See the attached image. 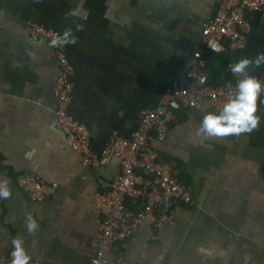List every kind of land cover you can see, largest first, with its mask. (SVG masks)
Here are the masks:
<instances>
[{
	"label": "crops",
	"instance_id": "1",
	"mask_svg": "<svg viewBox=\"0 0 264 264\" xmlns=\"http://www.w3.org/2000/svg\"><path fill=\"white\" fill-rule=\"evenodd\" d=\"M219 0H0V180L11 195L0 199V264H10L20 237L39 264H87L101 222L92 199L119 173L117 160L100 168L82 163L56 128L53 89L57 58L30 37L29 24L60 34L75 68L72 116L101 152L112 132L128 137L143 110L156 106L190 68L202 26ZM234 61L264 53V11L251 20L247 46ZM264 81V64L248 70ZM259 127L251 133L199 134L206 112L181 110L162 142L159 159L174 160L192 204L176 208V223L161 228L148 216L126 242L107 253L109 264H264V93ZM34 174L58 185L42 202L30 199L15 178ZM178 176V177H179ZM28 214L38 228L29 233Z\"/></svg>",
	"mask_w": 264,
	"mask_h": 264
},
{
	"label": "built area",
	"instance_id": "2",
	"mask_svg": "<svg viewBox=\"0 0 264 264\" xmlns=\"http://www.w3.org/2000/svg\"><path fill=\"white\" fill-rule=\"evenodd\" d=\"M263 11L264 0H219L214 16L202 26L200 48L194 52L190 68L172 83L156 106L141 112L136 128L128 137L112 132L99 153L92 150L89 128L70 112L75 68L68 58L66 46H49L51 40L61 34L35 22L29 24L31 39L43 40L58 61L60 74L53 95L57 102L56 128L65 143L79 154L83 164L91 168L103 167L112 159L117 160L120 167L118 175L92 199L101 222L96 237L97 248L87 264H109L107 253L117 243L126 242L133 236L148 216L154 217L156 228L173 226L176 208L192 204L190 189L179 180L177 164L160 161L151 141L165 139L177 112L187 109L214 112L230 99L238 81L244 78L231 72L236 61L228 66L231 79L213 86L204 72L203 50L213 53L225 48L230 52L244 50L252 17ZM15 182L24 194L37 202L52 197L58 187L56 183H47L30 173L18 175ZM122 261V254L118 253L117 264ZM28 264L39 263L29 261Z\"/></svg>",
	"mask_w": 264,
	"mask_h": 264
},
{
	"label": "clouds",
	"instance_id": "3",
	"mask_svg": "<svg viewBox=\"0 0 264 264\" xmlns=\"http://www.w3.org/2000/svg\"><path fill=\"white\" fill-rule=\"evenodd\" d=\"M76 43L77 37L72 34L71 29H66L63 34L51 40L49 46H66ZM252 64L256 67L264 64V53L258 54L254 60L242 58L231 66L233 74H241L244 78L238 81L235 93L220 110L204 114L198 129L199 134L206 137H224L251 133L259 127L261 117L257 115V101L264 93V81L248 74V67ZM10 195L11 191L7 186V181L0 180V199H7ZM26 228L29 233L35 232L38 228V223L31 214L27 216ZM11 243L10 264H28L30 256L24 247V240L16 237Z\"/></svg>",
	"mask_w": 264,
	"mask_h": 264
},
{
	"label": "trees",
	"instance_id": "4",
	"mask_svg": "<svg viewBox=\"0 0 264 264\" xmlns=\"http://www.w3.org/2000/svg\"><path fill=\"white\" fill-rule=\"evenodd\" d=\"M203 57L206 62L204 67V72L206 73L208 82L211 85L218 86L220 84H223L225 81L231 79V74L228 70V66L234 61V56L227 48H225L223 51L218 53H213L207 50H203ZM160 161L175 162L174 160H169V159L163 160L161 158ZM179 180L182 184H184L182 182L181 176H179Z\"/></svg>",
	"mask_w": 264,
	"mask_h": 264
},
{
	"label": "bare ground",
	"instance_id": "5",
	"mask_svg": "<svg viewBox=\"0 0 264 264\" xmlns=\"http://www.w3.org/2000/svg\"><path fill=\"white\" fill-rule=\"evenodd\" d=\"M16 185V184H15ZM18 188V187H17Z\"/></svg>",
	"mask_w": 264,
	"mask_h": 264
}]
</instances>
